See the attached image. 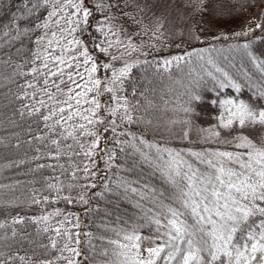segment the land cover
<instances>
[{
    "label": "snow or ice",
    "instance_id": "1",
    "mask_svg": "<svg viewBox=\"0 0 264 264\" xmlns=\"http://www.w3.org/2000/svg\"><path fill=\"white\" fill-rule=\"evenodd\" d=\"M189 3L193 16L200 14L205 6V0H189ZM230 3L234 6L227 13L217 11L218 18H238L245 8L264 3V0H230ZM90 4L91 0H21L9 23L0 25V37L12 42L33 33L38 34L35 41L37 51L22 64L14 66L12 77L23 78V83L17 85L15 97L21 102V115L27 114L38 122L42 121L43 131L48 133L34 136L33 140L39 141L41 147L46 148L47 159L55 163L38 164V169H59L60 174L70 181L67 184L58 179L55 182L44 181L43 190L49 194L54 192L55 199L65 203L79 202L87 205L93 196L100 198L109 192L129 201L136 200L133 207L139 209V213L129 217L133 223L129 226L125 222L123 227L111 229L126 241L117 245L122 264H264V137L258 143H253L247 135L232 136V132L236 130L234 121L241 129L258 126L264 131V105L233 99L219 101L227 113L226 119L222 115L220 127L229 129V136L232 137L230 140L225 138L223 143H235L237 148L247 149L246 155L229 151L183 153L159 147L135 134L131 141L122 140L121 136L126 137L127 133H117L123 124L142 122L133 115L137 106L131 104L126 96L117 95L135 65L125 62L117 71L107 61L101 64L80 41L60 39L66 34L72 36L78 30H83L81 25L89 24L94 11L100 9L105 13V20L97 31L104 34L105 38L95 47L101 54H108L114 45L122 43L118 39H108L109 35H116L111 27L106 28L114 19L107 15L109 6L96 3L93 8ZM41 10L47 12L43 19L35 15ZM254 15L260 22H254V28L237 33L238 36L249 37L259 31L262 35L257 39H264V13ZM53 24L59 36L57 32H51L49 38ZM158 31L159 26L156 29ZM189 35L191 39H197L196 35ZM54 43L59 46L60 54H56L52 48ZM252 43L253 41H249L241 46L243 54L251 64L264 72V59L251 51ZM74 44L77 45L75 49ZM127 47L132 51L136 50L131 44ZM20 54V50H17V55ZM193 55L196 53H187L188 57ZM118 58L122 59L112 56V60ZM183 59V56H174L171 60L164 59L155 63L166 69L173 62ZM147 63L151 67V62ZM207 63L220 74L217 77L205 70V75L213 82V88H232L240 92V83L230 78L213 60L209 59ZM81 67L88 77L82 86L73 79L74 72L80 80L85 79L79 72ZM65 68L68 70L67 79L82 87L83 91L73 96V90L69 88L68 99L61 101L56 93L61 92L65 83L60 79L65 75ZM102 69L112 70L110 80L91 77V73ZM12 77L9 79L12 80ZM102 92L112 94L114 106L102 105L99 99ZM89 93L93 95L84 101L88 107L83 108L81 99ZM41 94L47 100L38 99ZM258 99L264 100V90L259 91ZM33 100L35 103H32ZM71 100L76 101L74 106L70 104ZM62 104L68 107H63ZM45 108L47 114L44 112ZM184 111L188 112L189 109L185 108ZM37 127L39 128V123ZM109 132L112 133L111 139L107 137ZM220 136V132L209 130L208 138H217L219 142ZM69 140L71 143H67ZM109 144L114 147H108ZM128 148H132L140 158L135 163L147 165L152 173L159 174L163 181L162 188L145 182L144 172L141 171L135 179L105 177L102 191L89 194L87 189L97 187V161L104 157L106 170H111L117 157V149L125 152ZM43 155L41 153L36 159ZM65 157L73 162L68 167L58 163ZM77 187L81 191L75 198L61 195L62 192L70 193ZM31 199L34 204L54 202L49 196L37 199L34 195ZM54 215L59 216L61 213H49L30 221L32 224L43 225L37 229V235L49 234L47 244L30 241L33 243L31 256L13 255L11 251L5 256L0 250V264H76L75 257L80 256L81 252L73 244L80 243V234L74 233L65 225L73 223L75 228H80L79 220L77 218L73 222L65 217L64 220H57L53 226L49 221ZM28 222L26 218L16 217L11 224L0 223V229L10 231L15 238L18 235L17 226ZM141 228H147V235L139 234ZM5 239L8 237L0 235V241ZM20 239L28 237L25 235Z\"/></svg>",
    "mask_w": 264,
    "mask_h": 264
},
{
    "label": "trees",
    "instance_id": "2",
    "mask_svg": "<svg viewBox=\"0 0 264 264\" xmlns=\"http://www.w3.org/2000/svg\"><path fill=\"white\" fill-rule=\"evenodd\" d=\"M20 2L21 0H0V25L9 23ZM96 3L108 5L107 15L114 17L106 28L111 27L116 35H109L108 39H118L122 43L119 46L114 45L108 54H101L95 47L105 38L104 34L97 31L101 22L105 20V13L100 9L94 11L89 24L81 25L83 30H78L72 36L66 34L60 39L80 41L82 46L91 50L90 55L101 64L107 61L117 71L125 62L135 65L131 68L123 89L117 95L126 96L131 104L137 106L133 115L142 122L123 124L117 134L124 132L127 136H121V139L131 141L132 135L135 134L159 147L183 153L229 151L246 155L247 149L237 148L235 143L231 145L223 143L225 138L230 140L232 137L229 136V129L220 127L224 107L219 101L233 99L264 105V100L258 99L259 91L264 90V72L249 62L241 48L244 43L253 41L251 51L264 59V39H257L262 35L259 31L249 37L237 35L254 28V22H260L254 14L264 13V3L245 8L235 19L228 17L221 19L217 16L218 10L227 13L229 8L234 6L230 0H205L203 11L195 16L192 15L189 0H91L90 7L94 8ZM35 15L43 19L47 12L41 10ZM250 17L252 19H249ZM158 26L159 31L156 32ZM51 32H57L54 24L51 26L49 38ZM190 33L196 35L197 39H191ZM57 35L59 36L58 32ZM37 39V33L18 38L15 42L0 37V223L11 224L12 219L16 217H23L29 221L17 226L18 235L15 238L10 231L0 229V235L8 237L0 241V250L5 256L9 251L13 255L31 256L33 243L30 241L47 244L49 234L37 235V229L43 225L32 224L30 221L42 215L59 212L61 215H54L49 224L55 226L57 220H64L67 217L73 222L78 218L81 225L80 228H75L73 223L65 225L74 233L80 234V243L73 244V247L81 252L80 256L75 257L76 264H122L117 245L126 241L111 229L123 227L125 222L129 226L133 223L129 217L139 213V209L133 207L136 200L129 201L109 192L100 198L93 196L87 205L79 202L65 203L63 200L55 199L54 192L49 194L43 190L44 181L55 182L58 179L65 184L70 181L60 174L59 169L55 171L48 167L38 169V164L55 163L47 159L46 148L41 147L39 141L33 140L34 136L48 133L43 131L42 121L38 122L27 114L21 115V102L15 98L18 92L17 85L23 83V78L12 77L13 68L37 51L38 46L35 43ZM129 44L136 50L128 48ZM76 47L74 44L73 49ZM52 48L56 54H60L57 44L54 43ZM17 50L21 52L19 56ZM188 52H195L196 55L188 57ZM112 56L122 59L112 60ZM174 56H183L184 59L173 62L166 69L155 63L164 59L171 60ZM209 59L235 82L241 84L240 92L232 88L223 90L213 88V82L205 75V70L211 71L217 77L220 74L207 63ZM147 62H151V67ZM67 71L65 68V75L60 78L65 81L62 90L56 93L61 101L68 99L69 88L73 90L71 93L73 96L83 91L82 87L67 79ZM79 72L85 79L80 80L75 72L73 79L79 81L82 86L88 77L83 67ZM112 74V70L102 69L90 75L92 78L107 81L111 79ZM9 77H12V80ZM92 95L89 93L81 99L83 108L88 107L84 101ZM111 97L112 94L102 92L99 99L103 106L112 107L114 102ZM37 98L47 100L42 94ZM32 103H35V100ZM75 103V100L70 101L73 106ZM61 106L68 107L64 104ZM185 108L189 111L185 112ZM44 112L47 114V108ZM234 127L236 130L232 132V136L247 135L253 143H258L260 138L264 137V131L258 126L241 129L234 121ZM209 130L221 133L219 142L217 138H208ZM107 137L111 139L112 133L109 132ZM133 143L135 144V141ZM107 146L114 147L111 144ZM41 153L44 155L36 159ZM104 159L102 157L97 161L99 167L95 180L97 187L87 189L89 194L102 191L105 177L135 179L141 171L144 172L145 182L162 188L163 181L158 173H152L147 165L135 163L140 158L132 148L125 152L117 149V157L111 170H106ZM58 163L68 167L73 162L65 157ZM80 191L81 189L77 187L74 191L62 192L61 195H71L75 198ZM34 195L37 199L49 196L54 202L34 204L31 199ZM139 234L147 235V228H141ZM25 235L28 239L21 240L20 237Z\"/></svg>",
    "mask_w": 264,
    "mask_h": 264
},
{
    "label": "rangeland",
    "instance_id": "3",
    "mask_svg": "<svg viewBox=\"0 0 264 264\" xmlns=\"http://www.w3.org/2000/svg\"><path fill=\"white\" fill-rule=\"evenodd\" d=\"M222 115L224 116L225 119L227 118V113H226V111H225V108H223ZM221 117H222V116H221Z\"/></svg>",
    "mask_w": 264,
    "mask_h": 264
}]
</instances>
